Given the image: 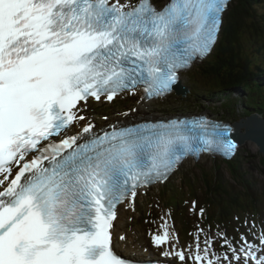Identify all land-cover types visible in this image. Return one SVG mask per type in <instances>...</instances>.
Here are the masks:
<instances>
[{
    "label": "snow or ice",
    "instance_id": "snow-or-ice-1",
    "mask_svg": "<svg viewBox=\"0 0 264 264\" xmlns=\"http://www.w3.org/2000/svg\"><path fill=\"white\" fill-rule=\"evenodd\" d=\"M229 3L0 0V264H128L115 251L118 206L135 211L139 190L189 155L235 154L233 129L204 118L94 131L82 114L91 100L170 94L211 52ZM163 227L155 246L178 243ZM258 239L226 241L231 256L221 257L197 235L195 251L170 244L162 255L264 264V231Z\"/></svg>",
    "mask_w": 264,
    "mask_h": 264
},
{
    "label": "trees",
    "instance_id": "trees-1",
    "mask_svg": "<svg viewBox=\"0 0 264 264\" xmlns=\"http://www.w3.org/2000/svg\"><path fill=\"white\" fill-rule=\"evenodd\" d=\"M246 44L251 45L248 47ZM262 51H264V0H237L227 14L220 45L205 64L197 68L196 74H198L197 76L201 81L207 83L206 89L212 93L258 85L254 89L255 92L252 91L251 94V98H254V103H248V105L257 106L264 110V94L260 92H264L263 88L261 89L257 80H253L260 76L261 73L258 68H252L257 63L261 69H264ZM195 92L200 93L198 90ZM253 93H258L256 98ZM246 112L247 114H252L250 109ZM261 161L264 164V157L261 158ZM233 165L234 167L228 166L230 172L236 177L237 182L247 189L251 185L249 183L250 180L246 178V174L241 170V166L237 162H234ZM203 179L204 183H206V185L204 184L206 188L204 196L207 198V203L213 204L214 202L217 204L215 201H218L225 204V200L228 202V199L223 197L228 195L232 203L236 202V204L240 205L237 197L234 199V197L229 195L228 188L222 184L221 180L215 187L214 182ZM185 183L189 186V194L196 197V183L192 179H188ZM168 200L166 201L169 204ZM173 207L176 206L173 205Z\"/></svg>",
    "mask_w": 264,
    "mask_h": 264
},
{
    "label": "rangeland",
    "instance_id": "rangeland-1",
    "mask_svg": "<svg viewBox=\"0 0 264 264\" xmlns=\"http://www.w3.org/2000/svg\"><path fill=\"white\" fill-rule=\"evenodd\" d=\"M189 77L192 78L193 83H196V81H194L193 74ZM195 78L197 79L196 76H195ZM189 79L187 80L188 82H189ZM260 92L264 94V92H262V91H260ZM235 102L236 101H233L232 104L235 105ZM136 104H137V102H136ZM147 107L150 108V106H147ZM148 110L150 111L151 109H148ZM223 111H221V112L227 115L225 109H223ZM242 114H244V113H242ZM237 117H239L238 113H237ZM239 120H242V119H239ZM240 153L242 154V156H241L239 165L242 166V168H243L242 171L246 174V177H248V179L250 180L249 183L255 185L254 190H255V192L258 193L259 197L264 196V164L261 161L263 154L259 151V147L253 141L245 142L244 145L241 146ZM219 167H220V169H219ZM200 168H204L206 170L203 171ZM188 170L191 171V173L189 174V177H191V179L194 182H196L197 189L198 190L201 189L203 191V195L199 193V196H200L199 197V203H201V201L203 200L201 198H202V196H204L205 189H206L204 186L203 178L207 179V181H209V182H212V183L214 182V184L216 185V180H217L218 174H219V172H217L216 170L221 171V173L223 174V178L227 182L234 184V185H232L233 189L237 190L238 192H240L239 190H243V188L240 187L239 184H237V185L235 184V182H237V180L235 178H233V176H232V174L228 168V165L221 162L220 160H213L211 158H205L202 161H200V163H195L193 161H189L183 167V170L180 171V174L178 176L179 181L176 183H172V186H177L178 189H180L181 188L180 179L182 178V175L185 174ZM208 173H210V174L208 175ZM216 176H217V178H216ZM205 185H206V183H205ZM250 188L248 187L247 191H249ZM181 193H184V195L188 194V189L186 187H184V189L181 191ZM159 197H160L159 191L152 192L149 195H142L138 198V205L141 208L142 207H148V206H150V207L155 206L157 208L156 205L161 206V204H160L161 201H160ZM203 203L204 202H202V204ZM150 207H148V208H150ZM189 208H191V209L193 208V205L191 204V202L188 203V209H185V210L188 211L187 215L190 217V221L192 223H194V221L197 220L199 217H197L196 215L194 217H192L191 213H189ZM191 211H193V210H191ZM125 213H127V212H125ZM125 229H128V228H125ZM131 234L133 237H135L133 231ZM196 234L198 235V232H196ZM220 241H223V238L221 236H220ZM221 250H222V252L224 251V249H221Z\"/></svg>",
    "mask_w": 264,
    "mask_h": 264
},
{
    "label": "water",
    "instance_id": "water-1",
    "mask_svg": "<svg viewBox=\"0 0 264 264\" xmlns=\"http://www.w3.org/2000/svg\"><path fill=\"white\" fill-rule=\"evenodd\" d=\"M246 122L252 124L250 126L252 131L242 136L241 139L243 143L247 141H253L258 145L259 151L264 154V119L255 116V118H250ZM243 131L246 132L245 129H243Z\"/></svg>",
    "mask_w": 264,
    "mask_h": 264
},
{
    "label": "bare ground",
    "instance_id": "bare-ground-1",
    "mask_svg": "<svg viewBox=\"0 0 264 264\" xmlns=\"http://www.w3.org/2000/svg\"><path fill=\"white\" fill-rule=\"evenodd\" d=\"M259 64H255L254 66H252V68L253 69H257V68H259ZM146 105H140V112H139V114H141V115H144V114H146ZM245 143V142H244ZM121 246H122V244H121Z\"/></svg>",
    "mask_w": 264,
    "mask_h": 264
}]
</instances>
